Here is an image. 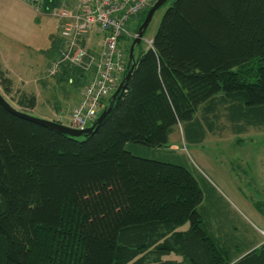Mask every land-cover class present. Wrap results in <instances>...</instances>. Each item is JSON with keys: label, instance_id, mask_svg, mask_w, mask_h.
I'll list each match as a JSON object with an SVG mask.
<instances>
[{"label": "trees", "instance_id": "obj_1", "mask_svg": "<svg viewBox=\"0 0 264 264\" xmlns=\"http://www.w3.org/2000/svg\"><path fill=\"white\" fill-rule=\"evenodd\" d=\"M141 44L93 134L70 136L0 103V264H264V243L234 259L207 226L188 168L136 153L168 148L183 123L194 141L223 120L234 132L264 128V0H173L151 47ZM0 86L33 115L37 95L1 64Z\"/></svg>", "mask_w": 264, "mask_h": 264}, {"label": "rangeland", "instance_id": "obj_2", "mask_svg": "<svg viewBox=\"0 0 264 264\" xmlns=\"http://www.w3.org/2000/svg\"><path fill=\"white\" fill-rule=\"evenodd\" d=\"M172 1L168 0L155 12L145 31L142 47H151L162 17ZM56 9L63 11L62 8ZM143 16L144 14H141L139 19L132 18L129 21L130 32L136 31ZM58 22L60 29V20L50 12L45 14L43 9L39 21L36 22L37 26H33L34 30L26 25L24 32L26 43L29 41L28 34L33 31L37 32V38L35 35V41L30 44L31 46L25 47L26 61L20 62L8 58V63L14 69L13 75L10 74L9 77L16 87L36 91L37 80L48 77L47 67L50 63L54 60H62L60 50L63 40L58 32L59 29L54 30ZM94 36L98 43L97 36ZM132 42L133 38L128 36L124 46L130 48ZM136 53H139V49ZM11 57L17 56L12 54ZM23 63L26 64L25 68L20 65ZM67 67L63 63L59 71ZM25 73H33V75ZM0 90L3 91L1 86ZM58 93L64 96L63 92ZM6 97L11 99L8 95ZM48 100L47 95L39 97L38 105L32 112L33 116L51 115ZM12 104L16 106L15 103ZM229 122L225 120L218 122L219 130L224 128L216 132H210L205 124L204 127L208 131L202 141L192 140L187 123L178 124L169 137L168 148L152 152L141 147L136 153L147 157H158L188 168L203 192L204 199L199 211L203 215L204 222L216 233H220V229H223L227 234L225 241L237 245L236 251L241 252L252 241L264 238V128L248 124L245 125L244 131L234 132L232 128L237 129L238 126ZM66 123L64 125L67 126Z\"/></svg>", "mask_w": 264, "mask_h": 264}, {"label": "crops", "instance_id": "obj_3", "mask_svg": "<svg viewBox=\"0 0 264 264\" xmlns=\"http://www.w3.org/2000/svg\"><path fill=\"white\" fill-rule=\"evenodd\" d=\"M78 5L79 0H0V64L2 68L7 71L9 76L10 74L13 75L14 69L8 63V60L13 59L19 60L20 62L26 61L27 56L25 53V47L31 46L30 44L35 41V35L37 38V32L33 31L31 34H28L29 41L26 43V39H24L26 25H29V28L34 30V27L37 26L36 22L39 21V15H41V11L44 9L45 14L50 12L52 16L57 17L60 20L62 27L63 19L58 16L57 12L59 10L56 8H62V10L75 12L78 10ZM25 16L27 18L26 21ZM56 29H59V22L57 23V27L54 28V30ZM60 29L58 32L63 40L60 50L62 54V60H54L52 63H50V65L47 67L48 77L37 80L36 91H26L34 92L37 95V105L39 97L45 95L49 97L47 104L49 107H51V115H37V117L47 120L60 121L63 124L67 122V126H70L72 109L82 99L84 87L95 78L97 75V69L93 65H91L88 69H83L82 67L71 65L70 63L63 61V52L67 47L68 39L62 35V29L61 32ZM93 32H96V34ZM94 35L97 36L98 43L96 42ZM131 37L135 38V36ZM103 40V32H101L97 27H94L89 32L79 37L77 41L79 46L84 48L89 55L97 58L101 54ZM125 43L126 38L123 39L122 45L123 47H126V50H128V47L126 45L124 46ZM12 54L16 55L17 57H11ZM36 60L37 59L35 58V61ZM63 63H65L68 67L67 69L64 68L59 71ZM55 64L59 65L53 73ZM20 65L21 67L25 68L26 64L23 63ZM35 66H37V64H35ZM69 66L74 67L73 71L70 73V69H68ZM25 74L33 75V73ZM58 92H63L64 96ZM35 108L32 110V112H34ZM188 227V225H185L179 228L178 231H184L188 229ZM216 236L220 240L221 238L227 239V234L224 232L217 233ZM263 243L264 238H257L255 241H252L249 245H247L241 252H237V255H235L234 259L240 258L244 254L258 248ZM231 244L233 250L236 252L235 248H237V245L234 243ZM175 257L178 260H181L179 256Z\"/></svg>", "mask_w": 264, "mask_h": 264}, {"label": "built area", "instance_id": "obj_4", "mask_svg": "<svg viewBox=\"0 0 264 264\" xmlns=\"http://www.w3.org/2000/svg\"><path fill=\"white\" fill-rule=\"evenodd\" d=\"M156 0H79L78 10L58 11L63 19L62 35L68 39L63 61L88 69H97L96 77L83 90V97L72 109L71 126L84 130L99 117L105 101L113 95L125 75L129 60L122 41L133 36L128 23L150 8ZM97 27L104 34L99 57L80 47L78 38ZM136 36V34H134ZM55 64L53 73L57 66Z\"/></svg>", "mask_w": 264, "mask_h": 264}, {"label": "water", "instance_id": "obj_5", "mask_svg": "<svg viewBox=\"0 0 264 264\" xmlns=\"http://www.w3.org/2000/svg\"><path fill=\"white\" fill-rule=\"evenodd\" d=\"M167 2V0H156V2L151 6V8L148 10L146 17L143 21V23L139 26L137 32H136V36L131 44L130 50H129V71L127 72V74L125 75L123 81L121 82V84L119 85V87L117 88L116 92L112 95L109 106L107 108H105L102 113L100 114V116L96 119V121L88 128L81 130V129H77L71 126H66L63 123L59 122V121H55V120H47V119H43V118H39L33 115H30L28 113L22 112L20 110H17L16 108H14L13 106H11L9 104V102L3 97V95L0 93V103L7 108L9 111H11L12 113L29 119L31 121L37 122L41 125L50 127L52 129L61 131L63 133H66L70 136H74V137H81L83 135H90L93 134L99 127V125L103 122V120L105 119V117L111 112V110L114 107V103L115 101L119 98V94L120 92H122L125 89V82L129 79V77L131 76L135 64H136V59H135V50L136 47L138 45L141 44L145 31L147 30L151 20L153 19V16L155 14V12L161 7L163 6L165 3Z\"/></svg>", "mask_w": 264, "mask_h": 264}, {"label": "bare ground", "instance_id": "obj_6", "mask_svg": "<svg viewBox=\"0 0 264 264\" xmlns=\"http://www.w3.org/2000/svg\"><path fill=\"white\" fill-rule=\"evenodd\" d=\"M129 50H130V48H129ZM129 50H127V53H128V59H129ZM136 51V50H135ZM128 67H129V65H128Z\"/></svg>", "mask_w": 264, "mask_h": 264}]
</instances>
